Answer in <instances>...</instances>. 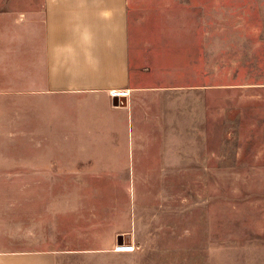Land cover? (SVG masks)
Returning <instances> with one entry per match:
<instances>
[{"label": "rangeland", "instance_id": "374dc122", "mask_svg": "<svg viewBox=\"0 0 264 264\" xmlns=\"http://www.w3.org/2000/svg\"><path fill=\"white\" fill-rule=\"evenodd\" d=\"M18 1L0 5V34L22 37V55L0 63V106L32 101ZM128 13L140 90L120 104L132 123L114 151L93 155L89 142V155L69 156L74 134L23 137L32 108L9 110L22 119L13 141L0 137V246L46 240L59 264H264V0H129ZM59 102L73 118L92 111Z\"/></svg>", "mask_w": 264, "mask_h": 264}, {"label": "crops", "instance_id": "0c3cea01", "mask_svg": "<svg viewBox=\"0 0 264 264\" xmlns=\"http://www.w3.org/2000/svg\"><path fill=\"white\" fill-rule=\"evenodd\" d=\"M21 1L25 11L12 17L17 26L23 22L29 32L27 40L32 82L27 93L32 101L24 106L9 102L1 104L0 137L11 142L18 136L12 126L22 118H13L9 110L18 107L26 112L32 108L34 132L26 131L19 135H28L31 139L47 135L57 138L61 133L63 137L71 138L74 134L73 153L71 150L69 154L63 153L69 156L89 155L91 152L86 153L89 142L99 146V152L91 153L93 155L103 156L106 152L114 151L110 145L118 144L115 140L122 137L126 126L124 123L130 121L131 124L132 117L128 106H115L116 101L108 93L111 90H129L130 96L125 101L131 104L140 90L137 85H132L135 79L132 70L136 68L138 74L139 69L130 61L129 0ZM5 3L10 4L12 10H18L20 1H0V5ZM8 26V29H14V25ZM6 40L8 42L9 39ZM6 40L4 33H1L0 48L7 45V49H0V63H5L7 51L14 56L22 55L20 33L13 31L9 40L11 43L6 44ZM38 54L41 60L38 64L41 65L35 67ZM1 72L6 70L0 69ZM35 76L39 79H35ZM7 93L0 91V98L8 100L9 97L5 96ZM64 99H76L82 102V108L88 105L92 111H85L73 118L75 112L61 108L59 101ZM121 116L125 117L124 122L122 118L120 120ZM26 117L29 115L26 114ZM55 118H58L57 122L61 121V127H66L72 134L58 127V123L53 122ZM87 132V136H92L89 141L82 138ZM123 150L122 146L118 151ZM59 156L51 160L54 166L59 164ZM108 161L101 158L98 164L104 163L102 166L106 167L110 165ZM10 163L11 169L19 166L18 163L14 166L12 161ZM12 186L22 190L25 185ZM9 241L10 246H0V264H59L58 253L62 249L47 247L46 240L16 236Z\"/></svg>", "mask_w": 264, "mask_h": 264}, {"label": "built area", "instance_id": "2783aa9c", "mask_svg": "<svg viewBox=\"0 0 264 264\" xmlns=\"http://www.w3.org/2000/svg\"><path fill=\"white\" fill-rule=\"evenodd\" d=\"M108 94H110V97L116 101L118 106L123 104L124 101L130 96L129 90L126 89L111 90Z\"/></svg>", "mask_w": 264, "mask_h": 264}, {"label": "bare ground", "instance_id": "6f19581e", "mask_svg": "<svg viewBox=\"0 0 264 264\" xmlns=\"http://www.w3.org/2000/svg\"><path fill=\"white\" fill-rule=\"evenodd\" d=\"M117 249H118L119 251H125V250L130 249V247L127 246V245H125V246H118Z\"/></svg>", "mask_w": 264, "mask_h": 264}, {"label": "water", "instance_id": "95a60500", "mask_svg": "<svg viewBox=\"0 0 264 264\" xmlns=\"http://www.w3.org/2000/svg\"><path fill=\"white\" fill-rule=\"evenodd\" d=\"M115 106H118L117 103L114 104ZM118 245H122L123 244V238H121V236L118 237Z\"/></svg>", "mask_w": 264, "mask_h": 264}]
</instances>
